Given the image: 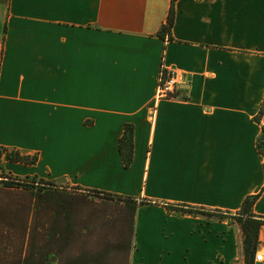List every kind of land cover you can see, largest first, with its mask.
Segmentation results:
<instances>
[{"label": "crops", "instance_id": "crops-1", "mask_svg": "<svg viewBox=\"0 0 264 264\" xmlns=\"http://www.w3.org/2000/svg\"><path fill=\"white\" fill-rule=\"evenodd\" d=\"M162 67L186 73L176 98ZM263 98L264 0H0V146L36 156L4 170L133 198L130 264H244L239 225L199 208L259 192L264 217Z\"/></svg>", "mask_w": 264, "mask_h": 264}, {"label": "rangeland", "instance_id": "rangeland-1", "mask_svg": "<svg viewBox=\"0 0 264 264\" xmlns=\"http://www.w3.org/2000/svg\"><path fill=\"white\" fill-rule=\"evenodd\" d=\"M1 165L3 166L2 160ZM1 180L0 177V206H7L9 212H15L14 214L19 217L33 216L31 226L35 225L31 228V234L27 232V229H24L23 234V229L18 227H13L12 231L3 228L6 233H1L0 226V264H17L19 256L22 260L26 255L31 256L35 264H38L42 257H48L52 264H65L83 251L101 254L103 250L105 251L104 264H111V262L124 264V253L116 252L112 247L118 245L113 233L117 230L124 231V229L128 231L126 230L128 226L119 220L122 216L124 218L130 216L129 211L124 207L125 203L120 204L119 201L108 199L96 202L89 194L90 197H84L80 193H73V190H67L65 186L59 185L60 187L56 189L50 188L52 199H49V202L41 203L36 207L33 199L34 192L38 193L42 187L36 184L31 186L34 192L21 188L7 189L3 187ZM63 199L69 204L68 221L73 232L71 238L65 243L58 240L57 236L54 238L47 236L50 228L44 227L45 221H51V218L53 220L52 212L54 215V208L59 205L57 200ZM62 211L65 212L64 208ZM58 225L60 226L61 223ZM58 225L56 224L59 228ZM110 248L112 250L109 251Z\"/></svg>", "mask_w": 264, "mask_h": 264}, {"label": "trees", "instance_id": "trees-1", "mask_svg": "<svg viewBox=\"0 0 264 264\" xmlns=\"http://www.w3.org/2000/svg\"><path fill=\"white\" fill-rule=\"evenodd\" d=\"M174 20H175V11L172 4L164 23L161 24L159 30L157 31V35L162 38L170 39L171 28L174 24ZM263 114H264V98L257 114L254 117V120L260 123ZM256 148L264 158V126H262L261 133L258 135L256 139ZM119 150L122 155L125 167L129 166L133 159V125L125 124L124 132L119 140ZM2 159L11 162H20L25 165H30L35 163L36 156L20 154V152L17 150H9L5 147L0 146V177L4 185L3 187L7 189L21 188L29 192H34L31 186H34L35 184L37 186L42 187V190H39L38 193L36 191L34 192L33 199L36 203V207H38L41 203L49 202L50 201L49 199H52L50 198L52 197L50 196L52 194H50L49 192L50 188L56 189L60 187L54 181L43 180L42 178H39L35 175L34 176L26 175L20 177V176H12V174L8 172L7 175H5L6 172L4 170V167L1 165ZM263 167H264V161H263ZM44 188L46 189L44 190ZM88 193L94 197H102L111 200L115 199L118 201L127 202L130 205H135L133 198L129 196H122L109 192H102L99 190H88ZM259 195L260 193L258 192L256 194H250L246 196L242 201L240 208L234 212L231 211L223 212L217 210L204 211V209L199 208L200 212L206 214L207 216L218 217L221 219L223 218L228 219L229 221H233L239 225L242 236L241 244L244 255V264H256L254 261V255L259 245V231L262 225H264V217L258 216L253 212V205L258 199ZM63 200H57L58 201L57 203L59 205H57L54 208L53 229L49 231L47 236H49L50 238H54L55 236H57L59 238L58 240H62V242L65 243L71 238L73 232L70 229L71 224L68 221L69 220L68 212L70 211L69 204L66 200L65 202ZM6 207L7 206H0V226L2 227L1 233H6V230L3 231V228H8L10 229V231H12L13 227H18L23 229L22 230L23 234H24V229H27V232L31 234V228H34L35 225L34 224L33 226H31L33 223L32 222L33 216L26 217L23 215V217H19L16 214H14L15 212H9V208ZM172 207L174 208V206ZM63 208L65 212L62 211ZM24 210L25 209H23V211ZM130 210H131L130 214L132 213L134 214L135 206H133V208H131ZM133 214L125 218L122 216L123 218L121 217V219H119L121 220L120 222H122V224L124 223L125 225L128 226V228L126 229L128 231H125L124 229V231L117 230L115 231V233H113L117 238V239L115 238V241L118 243V245L117 246L114 245L112 249L115 250L116 252L122 251L124 253V264H130L128 259L131 250V238L133 234ZM62 222L64 227H60L58 225L59 223ZM56 224L59 226V228L56 226ZM7 239L9 240V237ZM112 249L110 248L109 251ZM103 253H105L104 250L101 254H91L87 251H83L81 253H78L76 258L68 260L65 264H104L103 258L105 254ZM20 260L21 259L19 256V258L17 259V264H35L32 257L29 255L24 256V258H22L21 261ZM38 264H52V263H50V259L48 257H42L40 258ZM111 264H121V263L111 262Z\"/></svg>", "mask_w": 264, "mask_h": 264}, {"label": "built area", "instance_id": "built-area-1", "mask_svg": "<svg viewBox=\"0 0 264 264\" xmlns=\"http://www.w3.org/2000/svg\"><path fill=\"white\" fill-rule=\"evenodd\" d=\"M186 80L185 72L162 67L158 80L157 98H176L181 85L185 84ZM254 261L256 264H264V246L256 250Z\"/></svg>", "mask_w": 264, "mask_h": 264}, {"label": "water", "instance_id": "water-1", "mask_svg": "<svg viewBox=\"0 0 264 264\" xmlns=\"http://www.w3.org/2000/svg\"><path fill=\"white\" fill-rule=\"evenodd\" d=\"M54 259V258H53Z\"/></svg>", "mask_w": 264, "mask_h": 264}]
</instances>
